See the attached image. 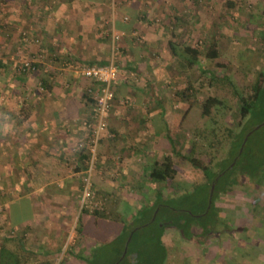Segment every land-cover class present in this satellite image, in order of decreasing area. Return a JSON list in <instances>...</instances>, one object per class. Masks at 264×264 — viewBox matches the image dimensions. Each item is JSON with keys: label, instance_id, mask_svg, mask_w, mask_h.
Returning a JSON list of instances; mask_svg holds the SVG:
<instances>
[{"label": "crops", "instance_id": "crops-1", "mask_svg": "<svg viewBox=\"0 0 264 264\" xmlns=\"http://www.w3.org/2000/svg\"><path fill=\"white\" fill-rule=\"evenodd\" d=\"M149 1L150 7L139 0H0V42L11 43L9 48L19 42L23 51L35 38L51 43L40 50L47 51L46 55L49 52L44 55L46 60H39L37 53L31 56L38 58L44 69L35 78H45L50 90L43 88L39 79L31 85L40 96L33 97L30 86L32 97L24 96L18 104L9 98L4 105L9 107L0 115V133L5 138L7 185L18 189L17 197L7 196V217L12 225L26 228L21 236L28 250L26 242L33 235L36 255H58L56 264L60 260L86 264L92 258L89 253L111 243L123 231L126 217L133 219L162 194L156 187L168 180L154 181L150 177L153 165L165 157L175 164L173 155H181L174 136L180 138L185 132L189 115L185 101L172 102L171 79L176 67L172 62L176 58L169 42L182 44L184 30L181 19H173L178 25L171 26L166 19L149 22L144 18L140 14L143 9H159V0ZM126 12L130 16L127 23L122 17ZM47 14L52 18H45ZM174 26L179 31L176 37ZM140 30L143 41L129 37ZM116 32L126 37L116 41L111 61L94 60L97 48L100 53L108 52ZM25 35L28 41L24 44ZM73 63H114L119 70L92 174L94 189L103 200L96 215L79 209L81 180L89 157L79 143L89 136L85 122L92 121L93 106L84 96L89 80L71 69ZM83 147L87 149V145ZM13 170H19L18 176ZM13 204L20 205L13 217L22 213L20 220L10 218ZM25 211L28 217L24 219Z\"/></svg>", "mask_w": 264, "mask_h": 264}, {"label": "rangeland", "instance_id": "rangeland-1", "mask_svg": "<svg viewBox=\"0 0 264 264\" xmlns=\"http://www.w3.org/2000/svg\"><path fill=\"white\" fill-rule=\"evenodd\" d=\"M140 1L143 2L142 4L146 2L149 7L151 5V1L149 0H139V2ZM142 8H144V5H142ZM140 14L145 15L144 18H147V20H155V18H157L160 22H163L166 19L168 20L167 24L171 26H177L178 23L174 24L173 22L175 19H181L179 24L181 23L180 25H182V31L184 30V32H181L184 35L180 37V40H182L184 44L196 45L200 49H203L205 39H217L219 41V58L214 60L204 59L201 61L202 66L208 68V70L212 72L220 73V75H227L235 87L246 94L250 93L251 87L256 80L257 72H264V0H159V9H143V12H140ZM47 15L48 17L45 16V18H52L51 15ZM122 17L125 23L130 20L129 14L125 13ZM148 21L150 22V20ZM184 21L186 22L183 23ZM105 31H107V29H105ZM115 34H113V41L115 42H111V45L109 44L108 52L102 51V53H100L101 50L97 51V48L96 52L98 53V58H94V60L105 59L111 61L110 52L112 49L116 48V41L120 39L121 36L124 37L126 35L125 33H118L119 36L114 38ZM132 35H134L133 38L135 41L136 36H138L139 40L142 39L143 41L144 34L142 30L134 32V34H131L129 37H132ZM25 37L26 39L22 40L24 44L28 41V35H25ZM36 39L37 38L34 39L36 43L33 42V45L28 47L24 45V48L27 47L24 51L20 49L19 42L12 43L13 46H10V48L9 45L11 43L4 44L5 42H0V115H3L9 107H4L9 98H16L19 100L24 96H40V94L37 93L35 95L36 89L33 88L31 83L35 81V77L43 73V71L36 69L32 74L24 75L18 70L21 61L30 60L31 56L36 53L38 55L42 54L41 59H44V55H46L47 51L44 50L41 52L40 50L45 49V45L51 43L49 41H44L43 43L41 39L40 41L39 39L36 41ZM28 44L30 43L28 42ZM55 47L59 49L58 46ZM16 50L18 51L17 54H14V58H10L11 53ZM105 53L106 56H104ZM107 53L109 54L107 55ZM46 56L44 60H46ZM102 56L104 57L99 58ZM14 61H16L18 65H16ZM177 62L178 61L175 59L172 62V65H176V67L174 66L175 71L178 69V73L173 74L171 79V86L172 88L174 87L172 90L173 94L171 93L172 102L177 104L180 100L185 101L187 103L186 107L188 108L189 117L186 124L187 126L185 125V132H182L180 138L174 136L177 142L176 147L179 148L180 146L182 150L181 153L187 152L189 157L196 156L202 158L205 162H208L211 156L215 154L216 156L213 159V163H215L223 158L218 152L224 151L221 147V151L219 150L218 152L213 147H210L209 140L212 136L208 133V128L213 126L211 122L213 117L217 119L216 121L218 124L222 123L225 119L226 122L223 124L224 126L227 125L234 129L237 128L235 124H233L237 121L236 111L238 106L236 98L232 95V92H229V84H225L224 87L209 85L204 74H201L196 68L180 67V64L178 65ZM44 74H47V71ZM189 85L191 88L188 92L189 97H180L176 95L177 91H183V89ZM30 86L33 95L29 93ZM185 92L186 91L183 93L185 94ZM210 95H217L220 102L223 104L218 107V111L213 110L214 116L203 117L201 116V107L205 99ZM175 109L179 110V107L175 106ZM262 123H264V101L261 100L258 101L254 108V112L248 116L246 121L247 128H251L248 145L251 147L256 145L260 150L264 149V124ZM219 126L221 128L223 127L222 124ZM3 135L4 134L0 133V242L4 237L13 235L18 236L21 235L24 230L26 231V228L21 230L22 226L20 227V224L16 226L12 225L7 217V204L9 202L7 201L9 199L7 196L11 195L13 198L17 197L18 189L7 185L3 153L5 138ZM196 149H198V151H196ZM225 151H227V148ZM173 158L175 160V172L172 179L165 184L157 185L156 188L158 191H162V200L170 201L175 205L179 204L184 210H188V208H191L189 200L195 202L197 199H205L207 195L206 192L202 190L190 195L188 192L196 189V187L202 185L206 180L202 172L194 168L189 161L183 159L181 155L174 154ZM218 170L219 167L215 166L214 172H218ZM13 172L18 176L19 170H13ZM246 186L248 187H236L233 190L219 193L215 199V207L219 209V213H221L220 215H222L223 219L221 224H224L223 226L228 225L230 228L235 227L233 230L236 238L235 242L229 235L222 234L220 240L210 238L208 241H205V244H202L204 238H201V240L199 239V241L194 239L193 241L183 242L178 239V234L174 229H164L162 241L166 247L167 253L164 264H224L226 257H230L240 264H264V219H260V217L256 218L261 210V206L258 205L260 204L259 201L264 199V185L255 187L253 185H251V187H249L250 185ZM154 191H156V189H154ZM210 191L211 190L208 192V200ZM256 194H258L259 197H256ZM252 196L254 200L250 203L253 206L254 212L252 215H246V200ZM19 206V204H13L12 208L9 209V211H12L11 219L15 216L14 211L17 213V207ZM79 209H82L81 201ZM149 212L150 211H148V213ZM155 212H153V214ZM172 212L174 213L176 211L173 210ZM27 213L28 212L25 211L23 214L24 219L28 217V215H25ZM20 216L22 217V213H20ZM21 217L13 218L12 220L17 221L20 220ZM142 217H145V214L140 218ZM159 217L162 218V222H166L164 212H161ZM140 218L138 220V218L132 219V217H126L124 221L125 223L134 225L136 222L140 223ZM162 222H160L159 225ZM167 224L168 223L163 225ZM228 226L227 228H229ZM151 229L152 228L146 225L140 229V242L151 237ZM241 229L242 232L240 231V234L236 233ZM29 240L30 241L27 239L26 242L29 247L28 251L36 254L35 252L38 250L35 249L37 241L33 235L29 236ZM110 245L108 244L105 246L104 252L109 250ZM59 248H61V246ZM59 252V250H57V253L55 251L56 254ZM95 253H99V251H95ZM49 254L52 256L51 253ZM89 254L92 256L93 251ZM57 256L58 255H56V257ZM39 257H42V255H39ZM54 257L55 256H53V259ZM56 257L54 259L55 261ZM115 259L114 254L109 259L110 264L113 263ZM65 262L66 261L63 262V260H60L57 264H66ZM85 263L102 264V260L92 259L90 261V259H87ZM124 263H127V261Z\"/></svg>", "mask_w": 264, "mask_h": 264}, {"label": "trees", "instance_id": "trees-1", "mask_svg": "<svg viewBox=\"0 0 264 264\" xmlns=\"http://www.w3.org/2000/svg\"><path fill=\"white\" fill-rule=\"evenodd\" d=\"M126 13L128 14V12ZM122 28L126 29L125 26H122ZM173 28L174 31L172 34L175 37L179 31L178 29H175V26ZM169 45L173 55L178 61L177 63H180V65L183 67L196 68L201 74H204L209 85L223 87L225 84L230 85L229 92H232V95L235 96L238 106L236 111L237 121L233 123L237 128L234 129L233 127H228L227 125L224 126L223 124L226 122L225 119L222 123H220L223 126L222 128L219 126L220 124L217 123V119L213 117V120H211L213 126L208 128V133L212 136V138L209 140L210 147L216 149L217 152L221 148L224 151L218 152L223 156V158L219 159L215 163H213V159L216 156L215 154L211 156L208 162H205L202 158L196 156L189 157L187 152L181 153V157L185 160H188L194 168L200 170L206 180V182L202 183V185L196 187V189H194L195 191L192 190L191 192H188L189 195L202 190L207 194H205V199H197L195 202L193 200H189L191 208L184 210L179 204L175 205L170 201L162 200V194L159 192L156 200L149 208L137 211L135 217H133L134 219L138 218L139 220V218L145 214V217L140 218V223L136 222L134 225L130 223L124 224L125 226L123 231H121V233L111 242L112 244L109 243V245L111 244L109 250L104 252L105 246L108 245L107 244L101 249L95 250L99 251V253H95V251H93L90 261L92 259H101L102 264H110L109 259L115 254L116 259L113 262L114 264H164L167 253L166 247L162 241L164 225H159V223L162 222V218L159 217L161 212H164L166 221H168L169 224L182 229L185 234H188L190 233L188 229L192 225V221L195 217L193 215L202 213L207 207L208 192L211 183H215V190L211 197V207L207 213V217L216 215L214 206L216 196L221 191L225 190V187L228 185V183H230L228 181L235 177L233 175L236 173V171L247 173L253 179L256 177V173L263 172L264 170V149L260 150V148H258L256 145H254V147L248 145L249 137L246 140L242 150L239 151L240 147L242 146L245 134L251 131V128L248 129L246 125L247 118L252 112H254V108L256 107L258 101H264V72H257L255 78L256 80L251 87V91L250 93L246 94L245 92L238 90L227 75H220V73L212 72L208 70V68L202 66L201 61L204 59L214 60L219 58V41L217 39H205L203 49H200L196 45L184 43L181 44L179 41H171L169 42ZM33 66L35 67L34 70H43L42 65H40L38 62L33 63ZM18 70L24 75H30L34 71L30 68L28 70H21L19 67ZM173 72L178 73V69L176 71L173 69ZM39 79L40 81L42 80L40 85L45 89L47 88L49 91L50 87L47 85V80H45L43 77H39ZM39 79L35 78V83H37ZM88 86H91L90 81L84 90V96L89 99L93 106L96 102V99L92 94L87 92ZM190 90L191 88L189 85L188 87L184 88L183 91H177L176 95L180 97H189L188 92ZM184 91H186L185 94L183 93ZM17 100L18 99L15 98V101L18 104L19 102ZM222 104L223 103L220 102V99L217 97V95L208 96L202 104L201 116H214L213 110L218 111V107ZM24 107L25 106L22 108ZM82 148L84 150L83 152L86 153L85 156L88 157V149L84 147ZM226 148L227 151H225ZM196 151H198V149H196ZM234 159L235 162L233 163ZM232 163L233 166L229 168V165ZM173 165L174 164L171 158L165 157L164 160L161 162H156L153 165L150 177L156 182H164L165 180L170 181L168 178L172 179L175 172ZM214 165L219 167L218 172H214ZM81 210L84 214L96 215L99 213L100 209H94L93 211H90L89 209L82 208ZM155 210L156 216L155 218H152V214L155 212ZM173 210H175L177 214L176 212L173 213ZM148 211L151 212L148 213ZM145 225L149 228H152V231H150L151 237L147 238V241L143 240L140 242L139 231ZM124 248L127 249L126 253L124 254L125 256L123 259H120L119 257L122 256ZM125 261H127V263H124ZM0 264H55V260L50 256L49 253L42 257H39L34 253H30V251H28L25 246L24 237L21 235H13L2 238L0 242ZM224 264L240 263L231 259L230 257H226Z\"/></svg>", "mask_w": 264, "mask_h": 264}, {"label": "built area", "instance_id": "built-area-1", "mask_svg": "<svg viewBox=\"0 0 264 264\" xmlns=\"http://www.w3.org/2000/svg\"><path fill=\"white\" fill-rule=\"evenodd\" d=\"M118 33L114 35L116 38ZM26 39V37H25ZM37 41V39H36ZM41 55L39 60L41 59ZM38 58L31 57L30 60L21 61L20 69L34 70L33 63L39 62ZM71 69L79 76L90 81L87 92L92 94L96 102L92 108V121L85 122V126L89 129V136L86 142H80L79 147L87 145L89 157L87 159V169L82 177L81 187V206L82 208L93 211L101 209L103 200L97 195L93 186L92 171L95 167L97 148L103 131L107 128V118L110 113L111 104L114 99L112 89L113 82L118 78L119 70L114 63L106 64H85L73 63Z\"/></svg>", "mask_w": 264, "mask_h": 264}, {"label": "flooded vegetation", "instance_id": "flooded-vegetation-1", "mask_svg": "<svg viewBox=\"0 0 264 264\" xmlns=\"http://www.w3.org/2000/svg\"><path fill=\"white\" fill-rule=\"evenodd\" d=\"M250 132L251 131H249L245 134V136L243 138L242 146L240 147L239 151L242 150L244 144L246 143V140L248 139V137L250 135ZM235 159H234L233 163L235 162ZM233 163L229 165V168H231L233 166ZM233 176H235V177H233ZM233 176H232L233 178L231 177L232 179H230L228 181L230 183H228V185L225 187V190L221 191L220 193L227 192L228 190H233L236 187H239V188H241V186H243L244 188L248 187L246 185H250L249 187H251V185H253L254 187L264 185V173L263 172L256 173V177L253 179L247 173H244L241 171H236V173ZM212 185H213V192H214L215 183H211L209 190H211ZM239 188H237V189H239ZM256 195H254V196L259 197L258 194H256ZM253 200H254L253 196L246 200L247 201V204H246L247 209H246V213H245L246 215H252V213L254 212L253 206L250 203ZM263 200L264 199L259 201L260 204H258V205L261 206V210H260V214L257 215L256 218L260 217V219H264V213H261V212H264V201ZM214 206H215V202H214ZM210 207H211V202L209 204V200H208V204H207L206 209L200 214L193 215L195 217L192 221V225L188 229V231L190 232L188 234H185L182 229H179L176 226L169 224L168 221L163 222L164 224L168 223L167 225H164V229H169V228L174 229L176 231V233L178 234V239L182 240L183 242L184 241L185 242L186 241H193L194 239H197V241H199V239L201 240V238H204V242L202 244H205V241H208L210 238L220 240L221 234L222 235H229L232 239H234L233 241L235 242L236 238H235V234L233 233V230L235 229V227L230 228V226H228V225L223 226L224 224H221V222L223 221L222 215H220L221 213H219V209L216 207H215L216 215L212 216L213 218L207 217V213H208ZM236 212H238V211H236ZM155 213L152 214V218H155V216H156ZM163 223H161L160 226L163 225ZM227 226L230 229L227 228ZM217 227H218V229H217ZM164 231H163V233H164ZM240 231L242 232V229L238 230L236 233L240 234L241 233ZM197 244H198V242H197ZM199 244H201V243H199ZM126 250L127 249L124 248L122 256L119 257L120 259L124 258V256H125L124 254L126 253Z\"/></svg>", "mask_w": 264, "mask_h": 264}, {"label": "water", "instance_id": "water-1", "mask_svg": "<svg viewBox=\"0 0 264 264\" xmlns=\"http://www.w3.org/2000/svg\"><path fill=\"white\" fill-rule=\"evenodd\" d=\"M262 124H264V123H262ZM212 192H213V185L211 187V191H210V194H209V204L211 202V197H212V194H213Z\"/></svg>", "mask_w": 264, "mask_h": 264}]
</instances>
